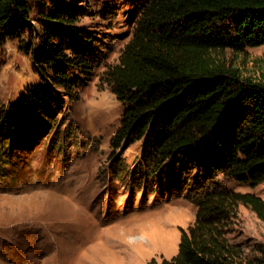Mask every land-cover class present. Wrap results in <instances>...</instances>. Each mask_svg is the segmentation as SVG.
<instances>
[{
    "label": "trees",
    "instance_id": "16d2710c",
    "mask_svg": "<svg viewBox=\"0 0 264 264\" xmlns=\"http://www.w3.org/2000/svg\"><path fill=\"white\" fill-rule=\"evenodd\" d=\"M46 2L36 33L30 0H0V44L19 40L40 75L16 104L0 100L3 178L13 175L19 119L50 124L64 97L78 99L77 85L99 58L100 47L76 26V5ZM262 44L264 0H144L118 61L100 74L99 86L123 104L110 138L112 170H120L116 150L142 140L140 158L125 173L135 189L151 182L150 193L185 194L196 206L193 223L178 227L177 252L147 264H264V246L247 256L224 231L239 204L264 220V200L214 179L264 182V83L242 77L226 59V51Z\"/></svg>",
    "mask_w": 264,
    "mask_h": 264
},
{
    "label": "rangeland",
    "instance_id": "374dc122",
    "mask_svg": "<svg viewBox=\"0 0 264 264\" xmlns=\"http://www.w3.org/2000/svg\"><path fill=\"white\" fill-rule=\"evenodd\" d=\"M65 1L76 5V26L100 47L99 58L77 85L78 99L64 97L47 118L50 124L19 119L8 169L13 178L0 176V264H147L170 258L177 252L178 227L193 223L196 206L185 194L150 193L151 182L135 189L125 173L140 158L142 140L117 149L120 170H112L110 138L123 104L98 84L105 66L118 61L144 0ZM46 4L30 0L36 33ZM226 59L242 77L264 83V44L226 51ZM39 78L19 40L0 44V100L6 107ZM214 179L264 200V182L251 186L222 174ZM225 226L229 242L245 255L264 246V220L249 207L239 204Z\"/></svg>",
    "mask_w": 264,
    "mask_h": 264
}]
</instances>
